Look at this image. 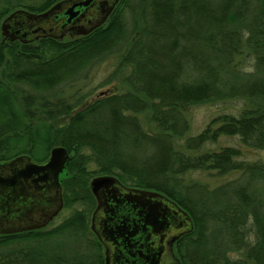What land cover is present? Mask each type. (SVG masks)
I'll list each match as a JSON object with an SVG mask.
<instances>
[{
    "label": "trees",
    "instance_id": "trees-1",
    "mask_svg": "<svg viewBox=\"0 0 264 264\" xmlns=\"http://www.w3.org/2000/svg\"><path fill=\"white\" fill-rule=\"evenodd\" d=\"M58 1L25 7L41 14ZM121 2L92 33L38 45L6 41L2 23L13 7H0V162L21 154L44 161L65 146L64 200L73 208L50 228L0 236V264H104L90 229V181L103 174L160 191L189 211L194 228L178 243L183 264H264V161L240 159L233 146L202 151L223 135L264 149V0ZM114 54L120 67H132L131 89L93 99L63 91ZM234 98L251 107L187 137L191 106ZM145 112L155 130L143 126ZM195 170L240 174L210 187L186 179Z\"/></svg>",
    "mask_w": 264,
    "mask_h": 264
},
{
    "label": "water",
    "instance_id": "water-1",
    "mask_svg": "<svg viewBox=\"0 0 264 264\" xmlns=\"http://www.w3.org/2000/svg\"><path fill=\"white\" fill-rule=\"evenodd\" d=\"M118 2L119 0H61L41 14L19 9L4 19L2 34L5 40H20L23 43H31L46 37L62 39L66 31L70 29H76L78 34L88 35L107 21ZM69 157L67 148L60 145L52 148L46 162L38 161L28 154H21L0 163V195L6 194L9 201L21 199L26 201L34 194L36 197L45 194L49 196L47 204L42 209L41 206H37L44 213L41 221H34L33 216L30 215L29 221H32L30 218L34 221L32 225L25 227L23 223H18L17 227L0 231L1 233L40 228L55 216V207L58 205L56 208L60 209L63 206L60 174L66 169ZM117 180L114 175H100L92 179L90 186L93 194L99 198L98 209L102 205L101 192ZM137 191L143 194L144 203L140 202L141 209L135 215L139 217L140 224H133L134 229L129 232L131 235L136 234L142 225L144 230L149 227L153 238L155 236L174 237L181 231L190 233L193 230L192 215L188 210L181 208L177 202L170 200L166 194L152 190ZM1 206L4 207V204L1 203ZM172 215L175 219L182 221L179 226L173 227L171 224ZM126 225L128 224L124 222L113 235L126 238L129 243L131 240L125 237L128 229ZM171 244L168 247H171ZM172 255V251L167 255L168 264H182ZM154 257L155 248L149 250L147 256L142 255L145 264H153ZM154 264H160V262Z\"/></svg>",
    "mask_w": 264,
    "mask_h": 264
},
{
    "label": "flooded vegetation",
    "instance_id": "flooded-vegetation-1",
    "mask_svg": "<svg viewBox=\"0 0 264 264\" xmlns=\"http://www.w3.org/2000/svg\"><path fill=\"white\" fill-rule=\"evenodd\" d=\"M120 2L121 0H119V2L117 3V5L115 6L112 13L109 15L107 21L104 24L108 22L109 18L115 12ZM66 35H69L72 38L78 36H84L78 34L76 32V29H70L66 31L65 36ZM64 37L62 39H64ZM6 41L11 42L12 40L6 39ZM47 159H45L43 162H46ZM0 163H4V162H0ZM65 175H66V169L64 170V172L60 174L63 206L60 209L56 208L58 205L55 207L54 209V214L56 213L55 216L53 218L51 217V219L47 221V224L45 226L40 228L21 230L13 233L0 232V236L20 234L29 231L43 230L48 228L50 223L57 216L60 215L63 209H65L64 187H63V181L65 179ZM103 175H110V174H103ZM115 177L118 180L111 186L104 188L103 191L101 192L102 205L99 209H98L99 198L95 194H93L95 197V205H94V210L90 216V229L92 234L96 238L97 242L101 246L102 258L104 264H145V260L142 259V255L147 256L149 254V250H153V248H155V257L152 260L153 264L159 262L160 264H168L167 255H169L170 251H172L173 254L172 256L175 259H178L183 264L181 257L178 254V243L179 240L183 236L187 235L189 232L186 233L185 231H181L180 234H177L174 237L166 238L165 236L164 238L163 236H155L153 238L152 232L149 229V227L147 228L145 227L146 230H144V227L142 225L141 229L138 230L136 234L131 235L129 233L133 231L134 223L140 224L139 217L137 216L135 217V215L141 209L140 202L144 203V201L142 200L144 198L143 194L137 190H142V191H150V190L157 191V190L148 189L144 187L131 186L124 183L117 176ZM91 181H90V185H91ZM33 196H30L26 201H24L23 199L17 201H12V200L9 201L6 194L0 195V231L7 229L11 230L17 227L18 223H23V225L27 227L29 225H32L34 221L39 222L44 218V213L41 212L40 208H37V206L38 205L41 206L42 209L47 204L49 196L48 194H45L40 197H38V195L36 197L35 194ZM166 196L170 200H173L168 195ZM1 203L4 204V207L1 206ZM179 206L185 209L180 204ZM30 215L33 216L34 221L32 218H30L32 221L31 222L29 221ZM124 222L128 224L126 225L128 226V229L127 232L125 233V237H129L128 239L131 240L129 241V243L126 238H122V237L119 238L116 234L113 235L114 231L117 230L118 227L121 226ZM181 222L182 221L175 219L172 215L171 224L173 225V227L179 226ZM170 244L171 247H168V245ZM164 250H165V254L163 255Z\"/></svg>",
    "mask_w": 264,
    "mask_h": 264
},
{
    "label": "rangeland",
    "instance_id": "rangeland-1",
    "mask_svg": "<svg viewBox=\"0 0 264 264\" xmlns=\"http://www.w3.org/2000/svg\"><path fill=\"white\" fill-rule=\"evenodd\" d=\"M46 0H0V7H4V10L9 7H13L12 10H10L9 14H12L15 12L14 10L19 9H25L28 8L25 7L26 5H32V6H38L45 2ZM60 1V0H59ZM137 0H130V2L134 3ZM57 3V2H56ZM55 3V4H56ZM123 3L121 2L118 6V8L122 7ZM6 9V10H7ZM136 12V10H135ZM9 14L6 16L8 17ZM5 17V18H6ZM4 18V17H3ZM4 18V19H5ZM4 21V20H3ZM48 38V37H47ZM52 38V37H50ZM72 39L71 36L66 35L64 39L62 40H70ZM38 39L34 43L35 45H38ZM7 54L8 50H7ZM120 56L118 54L111 55L107 57L106 59H103L102 61L96 63L91 67L87 74L85 76L79 77L74 84L72 85H65L63 87V91H65L66 94H72L74 92H80L83 93H91L89 99H93L97 95L104 93V92H111L114 90L119 91H128L131 89L130 85L126 81V78L131 75L132 67L127 64L126 66L120 67ZM245 63H251V59L245 61ZM5 66L3 65L0 67V73H2V69ZM111 78V81L109 83L105 82ZM250 102L242 99V98H234V99H228L223 100L219 102L214 103H205V104H198L191 106L187 111L186 115L190 121V129L188 133L186 134L188 136L196 135L200 133L206 125L216 116L228 113V114H234V115H240L245 109L250 108ZM140 119L142 121L143 126L148 130H155V124L150 118V114L145 112L139 115ZM184 139L182 138L180 141H177V146L180 149H184ZM223 146H233L236 148L241 149L243 155L240 159H243L245 161L249 162H263L264 161V149H257L252 148L249 146H246L243 144V142L240 139L239 135H232L227 136L223 135L221 136L217 141L215 142H208L202 149V151L206 150H219ZM188 153H193L191 151H186ZM240 173L239 172H230L226 175H219L216 171H206V170H195V171H189L185 175L186 179L190 180H198L202 183L208 184L210 187L218 186L228 180L236 178ZM93 204V202H92ZM95 204L92 205L94 207ZM80 206V205H78ZM91 206V205H90ZM73 208L65 207V209L62 210L59 216H57L48 226V228L55 226L59 224L66 216H68ZM94 208L90 210V215L92 214ZM89 237L92 238L93 235L89 234ZM234 256H240L241 253H233Z\"/></svg>",
    "mask_w": 264,
    "mask_h": 264
}]
</instances>
